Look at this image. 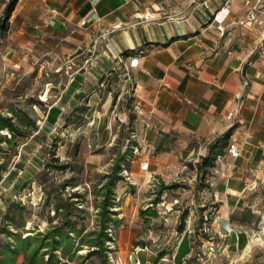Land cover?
<instances>
[{
    "label": "crops",
    "instance_id": "crops-1",
    "mask_svg": "<svg viewBox=\"0 0 264 264\" xmlns=\"http://www.w3.org/2000/svg\"><path fill=\"white\" fill-rule=\"evenodd\" d=\"M194 1L19 0L8 21L1 61L23 76L41 73L42 63L46 70L72 74L59 83L49 110L48 119L62 130L71 127L64 128L65 121L79 106L88 108L86 120H101L114 107L115 97L103 89L112 75L132 95L134 107L142 109L134 132L145 148L157 150L165 137L181 135L187 137L183 150L192 155L234 128L230 144H237L240 156L226 150L214 183L219 213L224 210L221 216L229 221L264 181V81L258 77L264 73V57L253 53L261 31L235 24L245 13V0H231L223 34L212 17L226 0H209V9L196 4L205 0ZM103 129L100 138L92 133L97 137L89 160L94 162L112 136L111 125ZM191 140L196 145L188 147ZM221 230L230 243L233 233L239 239L231 243L238 253L234 263L252 264L249 254L259 238L251 240L246 226L229 222ZM186 260L179 257L176 264Z\"/></svg>",
    "mask_w": 264,
    "mask_h": 264
},
{
    "label": "rangeland",
    "instance_id": "rangeland-1",
    "mask_svg": "<svg viewBox=\"0 0 264 264\" xmlns=\"http://www.w3.org/2000/svg\"><path fill=\"white\" fill-rule=\"evenodd\" d=\"M10 1L0 0L1 20ZM7 36L6 28L0 35L1 113L7 115V109H14L17 114L23 115V125L29 127L32 121H36L39 128L33 137L18 138L13 146L0 144L8 150L5 154L0 153V162L4 157L9 171H12V174L6 173L0 183V222L8 203L19 201L28 209L26 227L19 233L33 231L36 224L45 229L48 225L46 216H53L54 213L52 204L43 207L44 201L48 194L62 189L66 195L74 191L83 195L80 207L87 213L85 225L87 230L94 228L97 213L95 193L99 191L101 177L112 169L126 149L124 144H129L125 143L126 138L131 137L134 142L129 145L138 143L139 149H135L130 158L123 162L124 179L116 185L114 210L117 213L115 218L120 222L110 231L114 241L109 243L111 264H152L161 253L166 255L157 264H176L182 256L187 257L186 264H235L238 253L231 243L233 239L239 241L236 234L240 237V229L235 228L236 234L233 233L230 243L226 231L221 230L228 222L232 226H246L251 240L259 238L258 246L249 255L252 256V264H264V231L259 229L264 221V181H259L248 193L245 205L231 214L229 221H224L221 216L224 210L220 214L216 209L220 202L215 196L214 184L221 175V158L214 168L198 174V163L208 152L198 147L190 155L183 150L184 142H187L185 136H167L157 150L145 148L144 142L140 143L133 131L138 115L133 97L124 90L116 75L110 76L103 88L115 97L114 107L106 110L101 120L99 116L96 120H86L79 111L72 118L77 122L67 131L62 130L56 121L48 119L49 110L59 91V83L72 78V74L45 68L41 73L31 71L23 76L22 72L11 70L2 62L1 56ZM12 72H15L14 76ZM47 92L50 96L48 101H44L42 98ZM36 101L45 105L36 106ZM99 110H102L101 105ZM131 117L134 119L130 125ZM79 125L81 128L75 130ZM106 125H111L112 136L99 151L98 160L91 161L93 137H97L92 133H99V138L102 137ZM27 129L24 131L30 128ZM2 134L10 137L8 131ZM193 145L196 143L191 140L188 147ZM54 153L59 161H54ZM147 158L150 168L144 172L140 169V163ZM65 163H70L72 169L61 172L55 168ZM49 165L53 166L47 170ZM71 178L79 184L77 188L66 187V181ZM157 199L160 203L152 204ZM149 207L156 211L157 216L142 215ZM182 226L185 230L180 232ZM204 235L209 236L210 240ZM87 251L85 248L78 252L66 264H103L98 257L85 259ZM142 255H149V259Z\"/></svg>",
    "mask_w": 264,
    "mask_h": 264
},
{
    "label": "trees",
    "instance_id": "trees-1",
    "mask_svg": "<svg viewBox=\"0 0 264 264\" xmlns=\"http://www.w3.org/2000/svg\"><path fill=\"white\" fill-rule=\"evenodd\" d=\"M19 0H11L5 9L4 18L0 22L1 32H5L9 19L11 18ZM133 52H125L128 56ZM34 105L43 107L45 104L39 101L34 102ZM88 110L87 107L79 106L66 119L64 128L71 126L77 121H73L74 114L82 111V115ZM133 117L130 118V125L133 122ZM23 115L17 114L14 109H7V115L0 112V144H8L13 146L18 138H29L34 136V132L38 131L36 121H32L30 126L23 125ZM81 126V125H79ZM77 126V127H79ZM27 128H30L29 131ZM3 131H8V135L2 134ZM134 131V130H133ZM234 128L215 138L209 145L207 155L201 158L198 163V174L205 173L208 168H214L218 159L226 154V150L230 145V140L233 135ZM41 132H39L40 134ZM133 143L131 137L126 138L125 143ZM125 145V151L120 155L112 169L101 177L99 184L100 188L95 193V207L97 213L95 215V227L87 230L85 220L87 213L80 207L83 202V195L79 191H74L68 195L63 191L55 194L47 195L43 207L53 205V216L47 215V227L42 229L39 225H35L33 231L19 233V230L26 227L28 219L27 207L19 201L8 203L0 222V264H66L73 256L81 252L85 248L88 249L85 259L98 257L103 264H111L109 261V252L111 251L109 243L114 242L111 232L114 227L118 226L119 220L115 218L117 215L114 210V201L116 199V185L124 179L122 173L125 169L123 162L128 160L134 153L135 149H139V144ZM18 147V145H17ZM79 148V146H78ZM8 150L0 145V153H7ZM54 161H59V157L53 154ZM50 166L47 167L49 170ZM63 172L72 169L70 163H65L55 167ZM6 173L12 174L9 171L8 162L3 157L0 162V183L4 179ZM66 187L77 188L78 183L71 178L66 181ZM160 200H155L152 204H159ZM221 204L216 205V209H220ZM142 215L157 216L156 211L149 207L143 211ZM184 218L182 219L183 222ZM184 226L179 228L183 232ZM204 237L210 240L209 236ZM166 253H161L157 260L152 264L164 258Z\"/></svg>",
    "mask_w": 264,
    "mask_h": 264
},
{
    "label": "built area",
    "instance_id": "built-area-1",
    "mask_svg": "<svg viewBox=\"0 0 264 264\" xmlns=\"http://www.w3.org/2000/svg\"><path fill=\"white\" fill-rule=\"evenodd\" d=\"M197 2L196 0L194 3ZM209 0L202 1L201 3H196L198 7L209 9ZM231 0H226L223 7H221L219 10H217L212 17V22L217 23L219 31L223 34L224 29L221 28V25L226 21V19L229 17L231 12ZM245 7V13L242 15L237 21L235 22L236 25L240 26L244 29H260L261 34L256 40V45L254 47V51L261 54V56L264 57V0H245L244 2ZM142 54V53H141ZM86 64L90 63V59H87ZM47 65L45 63L41 64V68L45 69ZM14 76L15 73H12ZM258 77L261 78L264 81V73L258 74ZM135 112L138 115L142 114V109L139 106L135 107ZM239 112V109L231 112L228 116L229 119H231L233 116H235ZM138 150V149H137ZM228 153L233 157H239L240 156V149L237 146V144L232 143L228 147ZM150 168V161L149 159H144L140 163V169L141 171L148 172ZM126 176H128V172L125 171ZM128 180H130V177L128 176Z\"/></svg>",
    "mask_w": 264,
    "mask_h": 264
},
{
    "label": "bare ground",
    "instance_id": "bare-ground-1",
    "mask_svg": "<svg viewBox=\"0 0 264 264\" xmlns=\"http://www.w3.org/2000/svg\"><path fill=\"white\" fill-rule=\"evenodd\" d=\"M44 101H48V93H46V95L42 98Z\"/></svg>",
    "mask_w": 264,
    "mask_h": 264
}]
</instances>
